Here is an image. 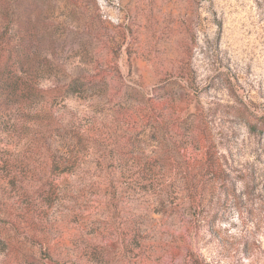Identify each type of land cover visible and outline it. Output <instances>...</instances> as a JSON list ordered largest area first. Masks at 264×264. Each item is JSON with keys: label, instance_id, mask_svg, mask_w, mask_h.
Segmentation results:
<instances>
[{"label": "rangeland", "instance_id": "1", "mask_svg": "<svg viewBox=\"0 0 264 264\" xmlns=\"http://www.w3.org/2000/svg\"><path fill=\"white\" fill-rule=\"evenodd\" d=\"M0 264H264V0H0Z\"/></svg>", "mask_w": 264, "mask_h": 264}, {"label": "trees", "instance_id": "2", "mask_svg": "<svg viewBox=\"0 0 264 264\" xmlns=\"http://www.w3.org/2000/svg\"><path fill=\"white\" fill-rule=\"evenodd\" d=\"M238 112H239L240 117L243 120L247 121L249 125H251V122H250L251 121V117L249 116V110L245 107V105L241 104V108H238ZM255 128H256V126L254 127V129Z\"/></svg>", "mask_w": 264, "mask_h": 264}]
</instances>
